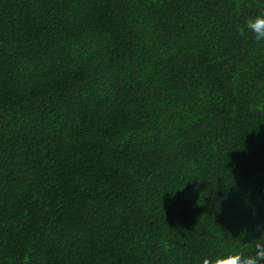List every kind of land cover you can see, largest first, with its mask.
Masks as SVG:
<instances>
[{"label":"trees","instance_id":"16d2710c","mask_svg":"<svg viewBox=\"0 0 264 264\" xmlns=\"http://www.w3.org/2000/svg\"><path fill=\"white\" fill-rule=\"evenodd\" d=\"M264 0H0V264H215L264 226ZM264 238V237H262Z\"/></svg>","mask_w":264,"mask_h":264},{"label":"clouds","instance_id":"9594fccd","mask_svg":"<svg viewBox=\"0 0 264 264\" xmlns=\"http://www.w3.org/2000/svg\"><path fill=\"white\" fill-rule=\"evenodd\" d=\"M237 31L240 35L247 33L257 41H264V9H257L254 14L245 17L243 25ZM259 230L260 236L251 240L255 242L251 253L232 252L217 259L215 264H264V226L259 227ZM203 264H210V261L205 259Z\"/></svg>","mask_w":264,"mask_h":264}]
</instances>
